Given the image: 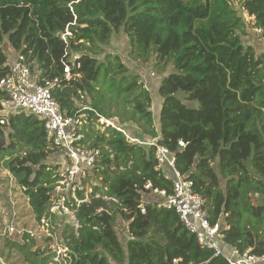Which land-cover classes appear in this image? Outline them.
<instances>
[{"label": "trees", "instance_id": "1", "mask_svg": "<svg viewBox=\"0 0 264 264\" xmlns=\"http://www.w3.org/2000/svg\"><path fill=\"white\" fill-rule=\"evenodd\" d=\"M73 1L0 0V80L11 66L6 48L24 55L39 80H57L53 98L68 116L79 115L83 143L100 149L87 177L77 176L84 185L96 181L89 198L85 189L63 193L74 222L55 226L67 264H229L198 241L174 207L161 204L154 189L172 194L174 172L159 164V145L205 199L225 253L236 247L264 255V49L253 41L264 37V0ZM67 26L73 36L65 41ZM120 33L138 68L110 51ZM146 67L159 79L155 92L141 77ZM6 98L0 88V170L10 173L40 225L60 180V164L50 158L62 150L37 115L1 113ZM99 118L154 143L132 141ZM0 200L9 206L4 192ZM9 225L0 264H9L14 251L28 264L51 263L53 236L42 246L28 231L11 240Z\"/></svg>", "mask_w": 264, "mask_h": 264}, {"label": "built area", "instance_id": "2", "mask_svg": "<svg viewBox=\"0 0 264 264\" xmlns=\"http://www.w3.org/2000/svg\"><path fill=\"white\" fill-rule=\"evenodd\" d=\"M79 1L75 0L72 3H78ZM72 3L70 4L71 10H73ZM248 18L251 19V17ZM255 30L258 33L263 32L262 28H255ZM72 36L71 30L67 26L62 33V38L67 41ZM76 58L77 56L72 58V63L76 68H79L80 63L76 61ZM64 75L67 80H70L72 66L69 63H65ZM56 81L39 80L38 76L33 74L31 64L22 54H19L14 59L9 73L0 80V88L6 91L7 94L1 113L8 116L13 111L23 109L43 119L47 134L52 138L53 146L60 148L62 150L61 155L66 158V162H60L61 166L58 170L60 176L59 185L56 187L55 195L51 201L49 216L43 218L40 223L43 228L49 230V236L53 237L55 233L50 231V229L54 225L50 217L61 208L69 212L63 205V193L65 191L75 192L76 190L85 189V185L77 181V176L80 175L82 178H86L89 170L93 168L100 155L99 148L90 147L83 143L84 136L79 132L81 123L79 115L68 116L53 98L51 88ZM99 121L122 131L132 141L148 145L154 143L153 139L144 141L130 136L124 128L119 127L112 119L99 118ZM4 122L5 119H2L1 123ZM179 145L185 146V142L180 140ZM156 158L161 166H168L173 170L174 191L170 195H167L165 190L154 189V192L164 197L161 204L174 207L177 210L183 222L190 231L196 234L198 241L202 245L214 249L216 256L225 254L229 264H260L264 262V255L254 254L250 248L242 252L238 248L232 247L225 253L221 243L223 236L220 232L219 223L212 224L210 222L208 211L205 208V199L193 190V182L184 178L177 171L176 158L173 152L167 147L159 145L156 149ZM145 186L148 188L151 184L147 183ZM141 210L145 212L143 206H141ZM12 217L14 218L13 214ZM15 231L17 230L12 221L9 225V233L11 234ZM52 246L55 254L50 264H67V248L58 242ZM174 262H177V259H174Z\"/></svg>", "mask_w": 264, "mask_h": 264}, {"label": "rangeland", "instance_id": "3", "mask_svg": "<svg viewBox=\"0 0 264 264\" xmlns=\"http://www.w3.org/2000/svg\"><path fill=\"white\" fill-rule=\"evenodd\" d=\"M236 2L237 1L234 0V4L237 6ZM263 38L264 37L257 34L255 36V38L253 37V41L255 44L257 41V43L262 45V47H260V46L259 47L264 48ZM109 48H110V51H112V53H117L118 55H120L122 60L124 62L128 63L129 66H131V69L139 67L138 65H136L134 63V61H130V57L128 56L129 42H128L126 35H124L122 33H120L118 35L116 34V37L113 39L112 44L110 45ZM6 52L8 54L10 63L12 64V60H14L15 56H13L12 50L9 47L6 48ZM137 62H139V61H137ZM152 62H153V59H152ZM137 64H139V63H137ZM149 71H150V69H149ZM146 74H149V73L146 72ZM151 76H152L151 81H148L147 84H148L149 88L155 92L157 82L159 79L157 77H154L153 75H151ZM141 77L143 80H145L143 76H141ZM153 77L155 79H153ZM195 104L198 106L197 102H195ZM159 107H160V105H159ZM130 128L131 127H129V129ZM130 130H132V129H130ZM51 157L52 158H50V162L58 164V165L60 164V166H61V163L66 162V158L61 155L59 150H57ZM2 178H5L4 182H7L6 183L7 188L4 186V184H1L0 185V192H4L6 194L8 202H9V206L5 207L3 205V200H0V234L2 236L4 235L3 237H0V248H2L5 245V239L4 238H6V236H5V234L7 233L6 229H7V226L13 221V219H15L14 225H15V228L17 231H15L11 235H8L9 239L15 240V241H20L21 236H22V232L28 231V232H32L34 237L37 239V242L39 245H41V246L44 245L46 243L45 237L47 235H49V233H48L49 230L47 228H43L41 225H39L37 222L34 221V219L32 218V216L29 213L27 200L17 190L16 186L13 184L14 182L12 180L10 173L8 171H6L5 169L0 170V180ZM95 182L96 181L93 178H91V180L85 185L84 193H85L87 199L89 198L90 193L92 191V184ZM12 214L14 215V218L12 217ZM50 219L52 220V223L54 225L53 226L51 224V226H53V228L51 227L52 229H50V231H53L55 233V234H53L55 238L53 237V242L51 244V248L53 250L54 249V247L52 246L53 244H55L56 242L61 243V241L59 240L58 234H57V228H56L55 224L57 223V224L61 225V221L66 220V219L71 221V222H74V217H73L71 212H67L64 209H62L60 211L57 210V212L53 213V215H52V217H50ZM125 227H126L125 222H121L118 225V232H119L122 239H124L126 237ZM48 260L50 261V258L45 260V263L43 261V263L48 264L49 263ZM9 264H28V263L23 262L22 258L18 255V253L16 251H14L13 258ZM260 264H264V262L260 263Z\"/></svg>", "mask_w": 264, "mask_h": 264}, {"label": "crops", "instance_id": "4", "mask_svg": "<svg viewBox=\"0 0 264 264\" xmlns=\"http://www.w3.org/2000/svg\"><path fill=\"white\" fill-rule=\"evenodd\" d=\"M115 38V37H114ZM264 49V48H263ZM13 53V52H12ZM13 56H15V55H13ZM142 69V68H141ZM141 71V75L144 77V81H145V83H146V85L148 86V84H147V82L148 81H151V75H153L154 77H155V75L152 73V72H150L149 71V69L148 68H143L142 70H140ZM145 71V72H144ZM146 72H148L149 74H146ZM163 77V75H161V78ZM158 85V84H157ZM149 87V86H148ZM152 95H153V92H152Z\"/></svg>", "mask_w": 264, "mask_h": 264}]
</instances>
